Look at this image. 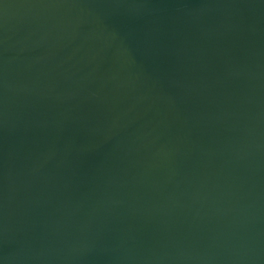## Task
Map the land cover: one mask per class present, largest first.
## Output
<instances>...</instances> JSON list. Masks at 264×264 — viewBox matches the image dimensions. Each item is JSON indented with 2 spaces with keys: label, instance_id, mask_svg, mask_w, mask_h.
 <instances>
[{
  "label": "water",
  "instance_id": "obj_1",
  "mask_svg": "<svg viewBox=\"0 0 264 264\" xmlns=\"http://www.w3.org/2000/svg\"><path fill=\"white\" fill-rule=\"evenodd\" d=\"M0 264H264V0H0Z\"/></svg>",
  "mask_w": 264,
  "mask_h": 264
}]
</instances>
